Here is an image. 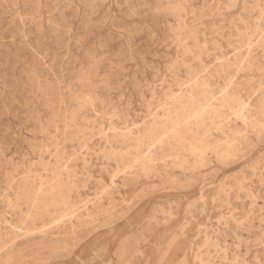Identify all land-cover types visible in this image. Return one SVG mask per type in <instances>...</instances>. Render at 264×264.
Instances as JSON below:
<instances>
[{
  "label": "rangeland",
  "instance_id": "obj_1",
  "mask_svg": "<svg viewBox=\"0 0 264 264\" xmlns=\"http://www.w3.org/2000/svg\"><path fill=\"white\" fill-rule=\"evenodd\" d=\"M263 124L264 0H0V264H264Z\"/></svg>",
  "mask_w": 264,
  "mask_h": 264
},
{
  "label": "bare ground",
  "instance_id": "obj_2",
  "mask_svg": "<svg viewBox=\"0 0 264 264\" xmlns=\"http://www.w3.org/2000/svg\"><path fill=\"white\" fill-rule=\"evenodd\" d=\"M180 41V40H179ZM184 48V47H183ZM187 51V50H186ZM189 51V50H188ZM184 54H188L189 55V53H187V52H184ZM199 59V58H198ZM226 63V62H225ZM177 64V63H176ZM227 65V64H226ZM194 71V70H193ZM229 71V70H228ZM190 72V71H189ZM203 72V71H202ZM200 75V74H199ZM201 75H203V74H201ZM196 76V75H195ZM190 77V76H189ZM198 77V76H197ZM197 80V79H196ZM195 80V81H196ZM193 84H195L194 82H192ZM201 83V82H200ZM205 83V82H204ZM192 84V85H193ZM204 85V84H203ZM199 85L198 84H195V87H198ZM230 86V85H229ZM189 87V86H188ZM202 87V86H201ZM199 88H200V86H199ZM202 89V88H201ZM208 89V88H207ZM227 89V88H226ZM172 90V89H171ZM204 90V89H203ZM202 90V91H203ZM209 90V89H208ZM228 90V89H227ZM226 90V91H227ZM210 91H212V90H210ZM226 91L224 92V93H226ZM192 92V91H191ZM154 95V94H153ZM179 95V94H178ZM183 95V94H182ZM222 95V94H221ZM189 96V95H188ZM208 96H210V95H208ZM176 98H177V96H175ZM180 97V96H179ZM211 97V96H210ZM220 97V96H219ZM182 97H180V99H181ZM212 98V97H211ZM175 100L174 101V104L179 108V114L177 113V114H175V116L173 117V118H171V120H172V123H173V125H175V126H179V124L181 123V124H183L182 122H184L185 120H187L188 118L189 119H191V120H193L196 124H200V123H203V113H204V111L206 110H204L203 111V107L204 106H202L201 104L196 108V109H194L193 108V105L195 104V101H194V99H193V96H190L189 97V99H188V101L185 103V102H183L182 100ZM216 100V99H215ZM214 100V101H215ZM230 100H233V97L232 98H229V96H224L223 98H222V101L223 102H228V101H230ZM212 101V100H211ZM204 102H205V104L207 103L206 102V100H204ZM219 103V102H218ZM64 104V103H63ZM248 105V104H247ZM208 109H210V108H208ZM247 113V112H246ZM73 117V116H72ZM110 117V116H109ZM251 121V120H250ZM152 122H153V119H152ZM171 122V121H170ZM187 122V121H186ZM253 122V121H252ZM167 124V123H166ZM187 125H188V123H187ZM172 126V125H171ZM171 126H170V128H171ZM183 126V125H182ZM253 126V125H252ZM251 126V127H252ZM146 128V127H145ZM174 128V127H173ZM176 128V127H175ZM174 128V129H175ZM261 128L262 129H264V124L263 125H261ZM177 129V128H176ZM174 130L175 132H173V134H172V139L176 142V143H179L181 140H182V131L180 130ZM258 129H260V127L258 128ZM87 130V129H86ZM196 130V129H195ZM129 132V131H128ZM123 135H125V133L123 134ZM127 135H129V133L127 134ZM84 136V135H83ZM169 136V135H168ZM195 137V136H194ZM163 138H164V136H163ZM77 139V138H76ZM137 139H138V137H137ZM161 139V138H160ZM166 139V138H165ZM171 139V140H172ZM126 140V139H125ZM162 140V139H161ZM143 141V140H142ZM107 142V141H106ZM226 143V142H225ZM42 146V145H41ZM127 146V145H126ZM126 146H125V148H126ZM166 146V145H165ZM124 148V147H123ZM153 149V148H152ZM160 149V148H159ZM148 150V149H147ZM132 151V150H131ZM120 153V152H119ZM118 153V154H119ZM124 154V153H123ZM123 154H122V156H123ZM136 154V153H135ZM184 154V153H183ZM186 154V153H185ZM120 155V154H119ZM118 157V156H117ZM117 157H116V159H117ZM120 157V156H119ZM118 157V158H119ZM125 157V156H124ZM143 157V156H142ZM146 157V156H145ZM121 158V157H120ZM144 158V157H143ZM146 159L147 160H149L150 159V157L149 156H147L146 157ZM166 159V158H165ZM123 160V159H122ZM134 161V160H133ZM137 160H135V162H136ZM133 163V164H137V163ZM138 162V161H137ZM142 162V161H141ZM46 166V165H45ZM130 166V165H129ZM131 166H132V164H131ZM138 166V165H137ZM143 166H144V164H143ZM182 166V165H181ZM136 167V166H135ZM134 168V167H133ZM133 168H132V170H133ZM65 169V168H64ZM129 169H130V167H129ZM141 169V168H140ZM47 170V169H46ZM125 170H127V169H125ZM57 171V170H56ZM55 171V172H56ZM66 171V170H65ZM129 171H131V169L129 170ZM143 172V171H142ZM149 172V171H148ZM124 173H125V171H124ZM53 175L55 174V178H54V180H53V182L49 185V193H53V195L55 194V199L54 200H52V202H49V201H47V195H46V197H42V194H40L41 193V190H39V192L37 193V191L38 190H36V193L37 194H35V192H34V194L35 195H37V196H35V202H38V204H40L41 205V207H42V209H40L42 212H41V214H46L47 212H48V206L50 205V206H53V207H57L56 209H58V207H60L61 208V206L63 207V206H65L67 203V201L65 202V197H64V194H63V188H62V184H60V181H58L57 180V178H56V173H52ZM47 175V174H46ZM129 175H130V173H129ZM67 176V175H66ZM28 179V178H27ZM39 179V178H38ZM30 181V180H29ZM70 180H68L67 182H69ZM26 182V181H25ZM31 182V181H30ZM33 182V181H32ZM31 182V183H32ZM39 182H40V180H39ZM38 182V183H39ZM33 183H35V182H33ZM63 183V182H62ZM26 185H28L27 183H25ZM40 184V183H39ZM43 184V183H42ZM41 185V184H40ZM46 185V184H45ZM113 185V184H112ZM29 186H31V185H28V187ZM32 186H34V185H32ZM23 188V187H22ZM35 188V187H34ZM44 188V187H43ZM42 188V189H43ZM24 189V188H23ZM31 189H33V188H31ZM40 189V188H39ZM108 189V188H107ZM22 190V189H21ZM30 190V189H29ZM44 190V189H43ZM26 192V191H25ZM48 192V191H47ZM18 193V192H17ZM23 194H24V192H22ZM70 193H71V191H70ZM69 194V193H68ZM39 195L41 196V198L39 197ZM52 195V196H53ZM71 195V194H70ZM49 196H50V194H49ZM24 197H26V196H24ZM28 197H31V195L29 196L28 195ZM20 198V197H19ZM19 198H16L17 199V201H18V199ZM32 198H33V196H32ZM111 199V198H110ZM33 201V203H34V200H32ZM32 203V202H31ZM70 204H71V202H70ZM30 205V204H29ZM40 205H38V206H40ZM15 206V205H14ZM18 206V205H17ZM32 206H34V205H32ZM32 206H31V208H32ZM36 206H37V203H36ZM16 208H18V207H16ZM34 208V207H33ZM32 208V209H33ZM40 208V207H39ZM31 209V210H32ZM71 209H73V208H71ZM75 209H76V207H75ZM51 210V209H50ZM65 210V207H64V209H63V211ZM35 211V210H34ZM77 211V210H76ZM55 213V212H54ZM53 213V214H54ZM41 214H40V216H41ZM59 214V213H58ZM68 214V213H67ZM37 215V214H36ZM55 215V214H54ZM51 216V217H55V216ZM70 215V214H69ZM47 216V215H46ZM21 217H24V215L22 216L21 215ZM37 217V216H36ZM62 217H66V216H62ZM61 217V218H62ZM28 218H29V216H28ZM53 219V218H52ZM63 219V218H62ZM65 219V218H64ZM29 221H30V219H28ZM32 222V221H31ZM55 222V221H54ZM25 223V222H24ZM23 223V224H24ZM26 224V223H25ZM35 225V224H34ZM22 227V226H21ZM43 227H44V225H43ZM13 229V228H12ZM17 230V229H16ZM19 232H21V231H19ZM18 232V233H19ZM38 233V232H37ZM21 234V233H20ZM24 234V233H23ZM27 233H25V235H26ZM29 234H31V233H29ZM28 234V235H29ZM5 236V235H4ZM21 236V235H20ZM23 236V235H22ZM13 237V236H12ZM17 238V237H16ZM212 243V242H211ZM13 245H14V242H13ZM9 247V246H8ZM6 250V249H5ZM64 250V249H63ZM38 257V256H37Z\"/></svg>",
  "mask_w": 264,
  "mask_h": 264
}]
</instances>
